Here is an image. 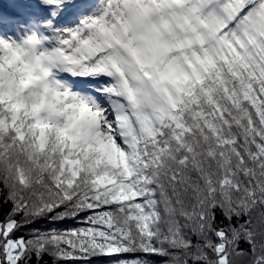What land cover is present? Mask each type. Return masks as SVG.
Segmentation results:
<instances>
[{"label":"snow or ice","instance_id":"obj_1","mask_svg":"<svg viewBox=\"0 0 264 264\" xmlns=\"http://www.w3.org/2000/svg\"><path fill=\"white\" fill-rule=\"evenodd\" d=\"M41 4L0 30V264H264V0Z\"/></svg>","mask_w":264,"mask_h":264},{"label":"rangeland","instance_id":"obj_2","mask_svg":"<svg viewBox=\"0 0 264 264\" xmlns=\"http://www.w3.org/2000/svg\"><path fill=\"white\" fill-rule=\"evenodd\" d=\"M5 1H7V2H9V3H13V1L15 2V4H17V5H15V6H19L20 8H28V7H30L31 9L32 8H39V9H41L42 7H43V9H45V13H44V18L42 17V18H40V19H38V21H40V20H43V19H46V18H48V16L50 15V13H49V11H48V7L47 6H43L42 4H41V0H5ZM75 0H72V1H68V0H62V3H63V7L61 8V10L60 11H62V10H67V9H75V10H77L76 11V14H75V19L74 20H72V24L73 23H75V22H77L78 21V19H79V17L80 16H82V15H84V14H87V13H89V12H91L92 11V9H93V7L92 6H88V7H86L85 8V11H88L87 13H82L81 11H82V9L81 10H78L77 9V5H76V3L74 2ZM27 2V3H26ZM37 2L39 3L38 5H37ZM36 5L38 6V7H36ZM92 5H94L93 3H92ZM20 8H18V9H20ZM64 17V16H63ZM59 18H60V16H59ZM58 19V16H56V17H53V21H54V24H55V22H56V20ZM40 27H45L44 25H40ZM2 31H4L5 30V27L4 26H2V29H1ZM15 30V29H14ZM46 30V29H45ZM6 32V31H5Z\"/></svg>","mask_w":264,"mask_h":264}]
</instances>
